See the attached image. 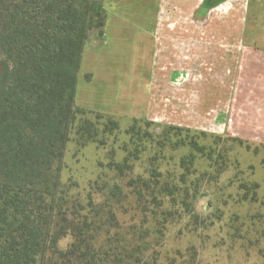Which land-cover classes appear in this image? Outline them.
I'll return each mask as SVG.
<instances>
[{
  "label": "rangeland",
  "instance_id": "1",
  "mask_svg": "<svg viewBox=\"0 0 264 264\" xmlns=\"http://www.w3.org/2000/svg\"><path fill=\"white\" fill-rule=\"evenodd\" d=\"M106 10L104 35H91L81 58L75 104L81 108L114 116L120 130L108 137L105 146L88 144L77 148L67 145L60 171L61 183L69 187V197L86 204L107 206L114 212L119 232L128 229L144 233L155 241L153 250L161 264H264V122L254 128L258 138L234 142L216 133L208 137L181 133L172 142L195 141L204 147L195 154L191 174L180 168L179 159L190 153L188 146L160 149L155 142L142 138L144 132L156 136L167 123L153 118H135L145 112L156 72L158 42L152 36L156 16L161 12L177 18L183 12L180 0H98ZM198 0H192L193 5ZM212 10L208 18L230 15L234 5L241 34L240 55H264V0H204ZM234 4V5H233ZM106 5V7H105ZM133 119L146 120L156 126L146 128ZM134 126L132 138L125 134ZM251 131V130H249ZM244 135V134H241ZM254 135V134H251ZM136 153L132 172L118 178L109 165L122 162L123 149ZM155 171L157 176L150 180ZM142 181L175 187L173 198L154 189L155 198L140 188ZM140 180V181H141ZM133 181V188L126 184ZM121 187L118 205L107 198L113 185ZM258 189L254 191V185ZM136 188V189H134ZM195 195L197 218L180 207L184 197ZM109 200V201H108ZM115 200V199H114ZM108 203L109 205H106ZM162 205L160 208L159 205ZM167 210L168 216L160 214ZM113 231L111 230V233ZM71 242L66 237L58 247Z\"/></svg>",
  "mask_w": 264,
  "mask_h": 264
},
{
  "label": "trees",
  "instance_id": "2",
  "mask_svg": "<svg viewBox=\"0 0 264 264\" xmlns=\"http://www.w3.org/2000/svg\"><path fill=\"white\" fill-rule=\"evenodd\" d=\"M105 23L106 10L98 0H0V264H161L153 250L156 242L148 240L149 229L142 233L141 226L133 227L123 235L114 212L90 199L86 204L72 199L71 189L60 179L69 143L103 147L120 130L114 116L75 104L83 49L91 35L103 37ZM132 122L156 126L146 120ZM161 128L158 135L146 131L142 138L160 149L188 146L190 153L179 159L184 178L191 174L194 155L205 149L195 141L173 143V137L208 135L169 125ZM125 134L132 138L138 133L131 126ZM123 151L122 162L109 165L118 178L132 172L130 163L137 157ZM156 176L153 171L149 178ZM140 180V188L155 198L159 183ZM175 190L158 188L169 198ZM121 194L115 184L107 198L118 205ZM194 200L195 195L186 196L180 207L197 218ZM168 213L160 212L166 217ZM66 237L71 242L60 249Z\"/></svg>",
  "mask_w": 264,
  "mask_h": 264
},
{
  "label": "crops",
  "instance_id": "3",
  "mask_svg": "<svg viewBox=\"0 0 264 264\" xmlns=\"http://www.w3.org/2000/svg\"><path fill=\"white\" fill-rule=\"evenodd\" d=\"M180 2L183 12L176 19L165 17L163 8L156 16L151 33L160 61L145 112L132 117L226 138H258L254 128L264 122V55H240L246 33L238 6L218 19L208 18L218 7L208 9L204 0Z\"/></svg>",
  "mask_w": 264,
  "mask_h": 264
}]
</instances>
